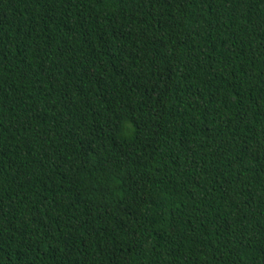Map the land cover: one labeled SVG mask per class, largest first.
<instances>
[{"label": "trees", "instance_id": "16d2710c", "mask_svg": "<svg viewBox=\"0 0 264 264\" xmlns=\"http://www.w3.org/2000/svg\"><path fill=\"white\" fill-rule=\"evenodd\" d=\"M0 264H264V0H0Z\"/></svg>", "mask_w": 264, "mask_h": 264}]
</instances>
